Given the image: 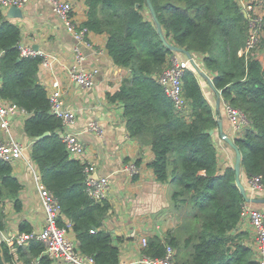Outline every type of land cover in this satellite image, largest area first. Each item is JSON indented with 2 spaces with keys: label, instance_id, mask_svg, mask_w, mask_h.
Masks as SVG:
<instances>
[{
  "label": "trees",
  "instance_id": "obj_1",
  "mask_svg": "<svg viewBox=\"0 0 264 264\" xmlns=\"http://www.w3.org/2000/svg\"><path fill=\"white\" fill-rule=\"evenodd\" d=\"M85 2L88 19L83 26L106 34L114 63L130 70L119 90L107 95L108 100L122 104L129 136L141 147L152 148L154 158L149 166L158 182L172 185V206L183 212L182 223L164 239L150 237L144 253L163 258L171 245L176 249V264H261L253 258L254 249L233 234L246 198L236 183L235 168L219 173L218 151L210 133L219 121L197 72L189 68L184 74L188 105L178 112L159 82L174 51L160 36L147 0ZM151 2L166 40L200 57L214 89L247 115L250 125L235 144L247 175L260 177L264 184V63L256 53H241L249 36L241 0ZM21 34V28L0 8V98L29 115L24 129L34 140L31 158L44 184L60 200L62 215L73 223L79 250L98 264H120L121 249L112 233L103 228L113 206L108 200L96 202L87 195L85 164L67 150L61 136L62 120L51 112L47 88L39 78L43 57L21 54ZM45 132L50 135L36 140ZM22 189L13 165L0 160V232L7 227L5 202L13 201L21 211ZM59 225H65L62 218ZM32 230L21 223L22 232ZM16 251L23 264H53L39 241L18 246ZM3 257L7 264H14L15 252L5 242Z\"/></svg>",
  "mask_w": 264,
  "mask_h": 264
},
{
  "label": "crops",
  "instance_id": "obj_2",
  "mask_svg": "<svg viewBox=\"0 0 264 264\" xmlns=\"http://www.w3.org/2000/svg\"><path fill=\"white\" fill-rule=\"evenodd\" d=\"M69 1L74 7L75 22L83 25L88 19V6L85 0ZM11 8H1V10L10 21L21 28V44L33 50L37 47L42 56L55 57L51 69L40 68L39 78L48 91L54 79H59L65 88L64 98L67 106L77 113V120L69 129L79 134L86 146V154L82 156L81 161L95 163L98 176L110 177L111 190L108 201L113 208L105 218L103 228L112 233L115 244L121 249L120 264H143L141 259L145 249L142 247L141 239L154 235L163 238L166 231L177 228L182 223L183 217H173L177 216L178 212L172 206V185L158 182L153 169L149 166L154 158L152 148L141 147L137 140L129 136L122 104L108 100L107 95L119 90L122 81L130 75V70L114 63L107 50L106 34L90 31L89 37L95 47L99 48L100 54L84 48V52L88 55L85 63L88 67H99L100 72L96 85L89 90L83 89L70 80L67 70L75 59L73 53L75 40L64 21L54 14L51 3L48 0H29L23 7L22 17L9 15ZM178 55L182 59L188 58L185 54ZM256 57L264 63V52H256ZM196 60L200 70L212 78L203 68L200 57ZM197 75L203 92L213 107L216 119L223 123L224 132L234 140L243 136L245 129L235 131L233 128L221 93L214 89L208 77L201 73ZM28 116L27 113L20 111L12 119L11 124L14 139L25 144L27 149L24 158L12 164L15 175L23 184L20 193L22 209L17 211L13 201L5 202L7 227L0 232L4 238L22 232V222H26L35 230L41 229L45 224V213L37 182L27 162L31 159L34 142L24 129ZM91 121L98 123L100 131L89 127ZM213 130L212 136L218 151L219 173L222 174L226 168L235 167L237 155L235 149L222 138L219 125ZM139 158L141 161L137 165L136 161ZM129 163L138 166L137 179H133L134 177L126 172ZM240 178L250 199H264V191L253 189L251 177L247 175L243 166H241ZM245 204L264 211V203L246 201ZM233 234L240 235L243 242L254 249L255 232L247 219L240 222ZM70 235L75 239L73 231ZM15 256L14 264H23L18 260L17 251ZM253 258L264 264V257H260L255 250Z\"/></svg>",
  "mask_w": 264,
  "mask_h": 264
},
{
  "label": "built area",
  "instance_id": "obj_3",
  "mask_svg": "<svg viewBox=\"0 0 264 264\" xmlns=\"http://www.w3.org/2000/svg\"><path fill=\"white\" fill-rule=\"evenodd\" d=\"M51 3L52 10L56 16L62 19L67 30L73 35L75 45L73 47L74 62L68 67V75L72 82L77 83L85 90L92 89L96 85L97 76L100 68L97 66L88 67L86 61L88 55L85 49H90L100 54L99 48H96L89 37V29L79 25L74 20V7L69 0H48ZM29 0H0L1 8L24 7ZM242 9L249 22V36L242 54H255L264 43V4L263 0L252 2L250 0H241ZM23 56L40 55L39 51L25 47L19 44ZM179 53L171 55L169 62L161 75L159 82L164 87L167 95L174 101L178 112H183L188 105L184 96L183 77L187 69H194L200 73L199 63L193 55V62L189 58L182 59ZM42 56V55H40ZM42 68H52L55 62L54 56H42ZM198 67H194V64ZM1 74V71H0ZM212 80V78L210 77ZM1 84V80H0ZM48 91V90H47ZM65 88L59 79H54L49 85V101L51 112L62 120L63 130L61 131L62 140L66 144L67 150L72 157L79 160L86 154V146L79 134L72 132L69 128L77 120V113L74 109L67 106L65 101ZM225 108L235 131H242L249 127L250 120L245 112L235 108L231 103L225 101ZM22 111L19 106L10 101L0 98V160L7 163H15L24 158V152L27 149L25 144L14 139L12 135V119ZM89 127L92 130L100 131L96 121H91ZM39 195L41 198L43 210L45 213V224L41 229H33L30 232H20L15 236L0 238L15 252L18 246H28L31 241L36 240L44 244L45 254L53 264H98L93 256L82 253L78 248V242L70 235L73 230V223L62 215V205L57 196L44 184L41 173L33 161L29 159ZM85 173V191L87 195L96 202L108 200L111 190V180L109 176H98L97 167L93 162H84ZM126 172L131 176L139 174V168L135 163H129L126 166ZM253 189L264 191V184L260 177L251 178ZM62 218L65 225H59V219ZM247 219L255 232V252L264 257V211L243 206L242 219ZM94 232V230H92ZM148 237L141 239L144 249L148 247ZM176 249L171 245L167 246L166 255L163 258H154L144 254L141 259L143 264H176ZM262 264V262H261Z\"/></svg>",
  "mask_w": 264,
  "mask_h": 264
},
{
  "label": "water",
  "instance_id": "obj_4",
  "mask_svg": "<svg viewBox=\"0 0 264 264\" xmlns=\"http://www.w3.org/2000/svg\"><path fill=\"white\" fill-rule=\"evenodd\" d=\"M147 4H148V7L150 9V12L152 13V16L155 20V22L157 23V26H158V31H159V34L160 36L162 37V39L164 40L165 44L167 46H169L175 53H181V54H185L190 60L193 59V54L184 49V48H180L178 46H174V45H171L165 38V35H164V32H163V28H162V25L157 17V14H156V11L153 7V4L151 2V0H147ZM9 15L11 16H14V17H22L23 15V7H12L9 11ZM35 51H38V48L35 47L34 48ZM193 62V60H192ZM194 64V63H193ZM194 67L197 69L198 67L194 64ZM198 70V69H197ZM200 73L206 77L207 74L204 72V71H200ZM209 78V77H208ZM211 84H212V80L209 78ZM213 86V85H212ZM219 125V129H220V132H221V136L222 138L228 142L236 151V164H235V170H236V183L238 185V187L240 188V191L241 193L244 195V197L246 198V201H253V202H258V203H264V199H260V200H256V199H250L247 195V191H246V188L245 186L242 184L241 182V178H240V175H241V166H242V153L240 151V149L237 147V145L235 144V140L233 138H231L228 134H226L223 130V123L221 121H219L218 123ZM211 134L214 133V130H211L210 131ZM50 135V132H45L43 135L39 136L36 138V140H41L47 136ZM95 177H97V174L95 175ZM3 241L2 239L0 238V264H7L4 260V257H3Z\"/></svg>",
  "mask_w": 264,
  "mask_h": 264
},
{
  "label": "rangeland",
  "instance_id": "obj_5",
  "mask_svg": "<svg viewBox=\"0 0 264 264\" xmlns=\"http://www.w3.org/2000/svg\"><path fill=\"white\" fill-rule=\"evenodd\" d=\"M250 1H252V2H258V0H250ZM257 52H261V53L264 52V43L262 44L261 48H259V50H257ZM173 209H174V208H173ZM182 214H183V212H181V213L178 212V213H177V216H173V217H176V218H177V217L182 216ZM170 217H171V216H170ZM178 220H179V219H178ZM176 226H177V225H176ZM174 228H175V227H174ZM174 228H173V229H174ZM167 232H168V231H166L165 236L167 235ZM165 236H163V238H165Z\"/></svg>",
  "mask_w": 264,
  "mask_h": 264
}]
</instances>
